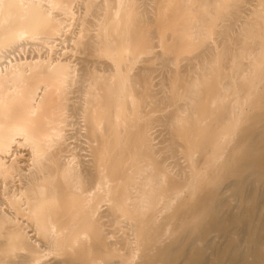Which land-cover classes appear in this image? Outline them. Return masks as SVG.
<instances>
[{
	"label": "bare ground",
	"instance_id": "1",
	"mask_svg": "<svg viewBox=\"0 0 264 264\" xmlns=\"http://www.w3.org/2000/svg\"><path fill=\"white\" fill-rule=\"evenodd\" d=\"M261 234L264 0H0V264H255Z\"/></svg>",
	"mask_w": 264,
	"mask_h": 264
},
{
	"label": "rangeland",
	"instance_id": "2",
	"mask_svg": "<svg viewBox=\"0 0 264 264\" xmlns=\"http://www.w3.org/2000/svg\"><path fill=\"white\" fill-rule=\"evenodd\" d=\"M161 78L165 79L166 77L164 75L162 76H157L156 77V82L159 81ZM165 86H168V81L166 79V81H164ZM156 129H154L152 132L155 133ZM154 143H156V140L154 141ZM210 237H215L217 242H222L223 238L221 237H216L214 234H211ZM239 237H233L232 240L237 243V241L239 240ZM237 248L239 250H252V252L255 255V260L254 263H258L259 261H261V257L264 256V234H261V237L255 242V243H249L244 245L243 242L239 245H237ZM208 253H210V251L208 250ZM264 261V260H263ZM264 264V262H263Z\"/></svg>",
	"mask_w": 264,
	"mask_h": 264
}]
</instances>
